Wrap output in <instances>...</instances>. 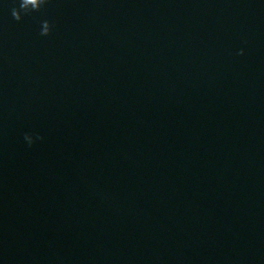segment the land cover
<instances>
[{
	"label": "water",
	"instance_id": "water-1",
	"mask_svg": "<svg viewBox=\"0 0 264 264\" xmlns=\"http://www.w3.org/2000/svg\"><path fill=\"white\" fill-rule=\"evenodd\" d=\"M19 3L0 264H264V0Z\"/></svg>",
	"mask_w": 264,
	"mask_h": 264
},
{
	"label": "clouds",
	"instance_id": "clouds-1",
	"mask_svg": "<svg viewBox=\"0 0 264 264\" xmlns=\"http://www.w3.org/2000/svg\"><path fill=\"white\" fill-rule=\"evenodd\" d=\"M47 2H48V0H43V3L41 4V6L39 8L33 9L32 7L27 6V0H20L19 8L18 9L13 8L11 15H12L13 19H15L16 21L19 22L22 18L21 14L29 15L33 11H39L41 9V7L43 5H45ZM44 23L47 25V27L43 32L40 33L42 36H46L49 34V25L47 22H44ZM239 54L242 55L243 52L241 51ZM24 139L27 141L29 146H31L33 144V139L31 138V136L25 135ZM37 139H43V138L37 137Z\"/></svg>",
	"mask_w": 264,
	"mask_h": 264
}]
</instances>
